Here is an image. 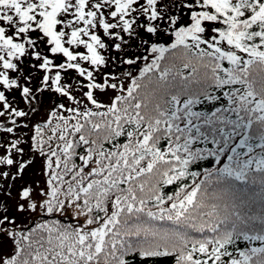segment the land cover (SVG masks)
I'll return each mask as SVG.
<instances>
[{
	"label": "snow or ice",
	"instance_id": "obj_1",
	"mask_svg": "<svg viewBox=\"0 0 264 264\" xmlns=\"http://www.w3.org/2000/svg\"><path fill=\"white\" fill-rule=\"evenodd\" d=\"M162 258L264 264V0H0V264Z\"/></svg>",
	"mask_w": 264,
	"mask_h": 264
},
{
	"label": "rangeland",
	"instance_id": "obj_2",
	"mask_svg": "<svg viewBox=\"0 0 264 264\" xmlns=\"http://www.w3.org/2000/svg\"><path fill=\"white\" fill-rule=\"evenodd\" d=\"M40 116H43V111H41ZM40 116L36 117V119H40ZM35 179V180H43V176L41 175V162L37 159V162L33 165L32 168L28 169L26 179Z\"/></svg>",
	"mask_w": 264,
	"mask_h": 264
},
{
	"label": "trees",
	"instance_id": "obj_3",
	"mask_svg": "<svg viewBox=\"0 0 264 264\" xmlns=\"http://www.w3.org/2000/svg\"><path fill=\"white\" fill-rule=\"evenodd\" d=\"M204 166H210V165H207V164H206V165H204ZM168 191H171V188H169ZM64 222L67 223L68 220H65ZM37 223H39V221H37ZM255 227L259 230V228H260L261 226L257 223V224L255 225ZM239 246H240V247H244L243 242H241ZM161 264H169V261H168L166 258H162V260H161Z\"/></svg>",
	"mask_w": 264,
	"mask_h": 264
}]
</instances>
